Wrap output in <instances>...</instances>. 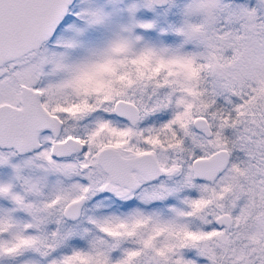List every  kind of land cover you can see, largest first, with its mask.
Returning <instances> with one entry per match:
<instances>
[{"label":"snow or ice","instance_id":"snow-or-ice-1","mask_svg":"<svg viewBox=\"0 0 264 264\" xmlns=\"http://www.w3.org/2000/svg\"><path fill=\"white\" fill-rule=\"evenodd\" d=\"M0 264H264V0H0Z\"/></svg>","mask_w":264,"mask_h":264}]
</instances>
